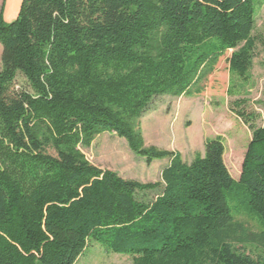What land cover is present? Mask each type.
Instances as JSON below:
<instances>
[{
	"label": "trees",
	"instance_id": "16d2710c",
	"mask_svg": "<svg viewBox=\"0 0 264 264\" xmlns=\"http://www.w3.org/2000/svg\"><path fill=\"white\" fill-rule=\"evenodd\" d=\"M262 2L21 0L5 22L1 0L0 264H72L87 241L132 264H264L241 248L264 250L259 113L232 103L250 132L238 181L220 138L187 164L144 148L139 128L155 98L186 93L228 51L229 76L248 82ZM103 132L148 165L168 159L161 182L90 164L77 147ZM246 212L258 233L235 221Z\"/></svg>",
	"mask_w": 264,
	"mask_h": 264
},
{
	"label": "rangeland",
	"instance_id": "374dc122",
	"mask_svg": "<svg viewBox=\"0 0 264 264\" xmlns=\"http://www.w3.org/2000/svg\"><path fill=\"white\" fill-rule=\"evenodd\" d=\"M20 2L5 0V22L16 17ZM253 35L263 43L257 44L248 82L243 84L229 76L228 58L232 51L226 52L212 71L209 68H204L207 73L202 70L200 81L186 93L168 94L152 101L148 111L139 119L144 148L178 153L182 161L189 164L196 155L204 154L206 141L220 138L224 145V164L233 180H239L250 132L231 108L234 101L245 100L248 110L261 116L256 124H264V2L257 7ZM1 52L0 45V55ZM23 82L22 78H18L17 86ZM228 88H232L233 96L227 94ZM77 149L95 167L141 184L161 182V171L169 164L168 159L146 164L145 159L129 149L124 139L112 132L100 133L89 146L78 145ZM153 197L151 193L149 198ZM235 221L242 223L250 233L262 230L256 215L241 213L235 216ZM236 247L240 246L236 244ZM241 248L253 256L264 257V250L256 245L242 243ZM72 264H132V258L108 253L98 244L87 241Z\"/></svg>",
	"mask_w": 264,
	"mask_h": 264
}]
</instances>
